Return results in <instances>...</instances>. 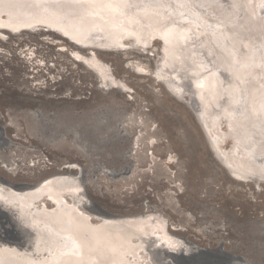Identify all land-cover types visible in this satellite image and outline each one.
<instances>
[{"label":"rangeland","instance_id":"obj_1","mask_svg":"<svg viewBox=\"0 0 264 264\" xmlns=\"http://www.w3.org/2000/svg\"><path fill=\"white\" fill-rule=\"evenodd\" d=\"M0 32L1 184L18 189L14 186L67 173L66 180L73 183L72 175L78 173L87 211L125 216L124 220L138 214L155 218L170 235L195 245L188 256L179 253L186 248L164 254L154 245V261L264 264V182L232 179L209 147L192 97L186 93L178 100L165 89L156 72L163 54L160 35L152 36L144 49L126 40L115 51L102 47L104 51L97 52L115 77L131 88L125 92L99 87L93 72L71 55L85 53L54 32L10 34L2 27ZM111 97L120 100L109 101ZM32 108L48 115L60 111L75 125L62 118L48 126L43 119L41 135L32 133L28 129ZM99 110H114L118 117L111 134L116 139L108 137L96 145L88 143L84 120ZM75 126L83 131L81 140L71 131ZM222 128L225 131L226 124ZM51 132L54 138L43 137ZM222 145L227 148L229 142ZM66 163L79 168L62 169ZM134 227L125 228L134 232ZM9 230L27 238L17 217L0 209V248L20 249Z\"/></svg>","mask_w":264,"mask_h":264},{"label":"bare ground","instance_id":"obj_2","mask_svg":"<svg viewBox=\"0 0 264 264\" xmlns=\"http://www.w3.org/2000/svg\"><path fill=\"white\" fill-rule=\"evenodd\" d=\"M220 7L222 12L217 10ZM203 21L207 24H200ZM0 27L10 34L56 33L85 53L71 55L93 72L99 87L125 92L131 88L115 77L97 52L104 51L102 47L115 51L126 40L144 49L152 36L160 35L163 54L156 72L166 89L178 100L188 93L196 105H208L207 111L197 110L202 130L232 179L255 185L264 182V0H0ZM219 67L227 70L231 80ZM217 92L232 97L230 105L226 98L211 108ZM102 112L84 120L88 143L101 145L108 137L116 139L111 136L116 132V111ZM30 115L28 129L39 135L43 119L48 126L61 123L62 118L75 125L74 120L61 117L60 111L48 115L32 108ZM77 129L71 131L81 140L83 131ZM225 141L227 148L222 145ZM127 149L126 157L131 152L128 144ZM64 168L79 167L66 163ZM69 176L53 175L18 189L0 183V209L17 216L27 232L24 239L9 230L21 248H0V264H164L152 259L154 245L164 254H178L186 248L179 252L181 256L195 249L194 244L170 235L155 218L138 214L122 220L87 211L78 173L72 175L73 183L66 180Z\"/></svg>","mask_w":264,"mask_h":264},{"label":"water","instance_id":"obj_3","mask_svg":"<svg viewBox=\"0 0 264 264\" xmlns=\"http://www.w3.org/2000/svg\"><path fill=\"white\" fill-rule=\"evenodd\" d=\"M255 14H256V13H255ZM219 68H220L219 71H222V72L226 73V75H225V74H224V75H225L226 77L229 76V80H231V76H230L229 74L227 75V70H225V69H223V68H221V67H219ZM187 80H189V79H187ZM232 80H233V79H232ZM165 89H166V88H165ZM193 89H194V88H193ZM196 89H197V88H196ZM166 91H167V90H166ZM231 91H232V90H231ZM167 92H168V91H167ZM198 92H199V91H198ZM168 93H169V92H168ZM169 94H170V93H169ZM230 94H232V93H230ZM226 98H228V99H227V100H228V101H227L228 103H227L226 105H230L229 102H231V100H233V98L230 97V96H228L227 94H220V92H217L216 94L213 95V98H212L211 101H212V102L214 101V102H213L212 106L210 105V107L213 108V107H214V104L216 103V101H220L221 99H226ZM108 100L114 102V101H119L120 99H118V98H114V97H111V98H109ZM198 101L200 102V100H197L196 102L198 103ZM192 102H193V104H194V106H195V111L199 110L198 107L201 108V111H203V110L207 111V110H208V109H207V108H208V105H207V104H203V103H202V105H201V104H199V105L197 104V105H196V103H195L194 100H193ZM211 108H209V109H211ZM219 109H220V110H219ZM218 110H219V111H222L221 108H218ZM203 112H204V111H203ZM197 114H198V116H199V117H198L199 124L201 125V121H202V118H200L201 115L199 114V112H198ZM201 127H202V126H201ZM201 129H202V128H201ZM203 131H204V130H203ZM204 134H205V133H204ZM218 139H219V140H218ZM218 139H217L218 142H220V138H218ZM207 141H208V140H207ZM223 141H224V140H223ZM209 147H210V145H209ZM14 187H19V186H14ZM16 217H17V216H16ZM185 255L188 256L189 253H187V254H185Z\"/></svg>","mask_w":264,"mask_h":264}]
</instances>
